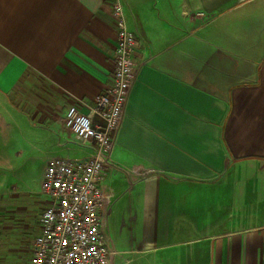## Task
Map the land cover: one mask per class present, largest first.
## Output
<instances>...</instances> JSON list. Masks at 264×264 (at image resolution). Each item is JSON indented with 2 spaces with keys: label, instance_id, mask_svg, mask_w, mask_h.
<instances>
[{
  "label": "crops",
  "instance_id": "obj_1",
  "mask_svg": "<svg viewBox=\"0 0 264 264\" xmlns=\"http://www.w3.org/2000/svg\"><path fill=\"white\" fill-rule=\"evenodd\" d=\"M115 1L138 48L104 182L112 264H264V0H0V264H28L55 158L18 190L12 149L92 153L61 120L108 85Z\"/></svg>",
  "mask_w": 264,
  "mask_h": 264
},
{
  "label": "built area",
  "instance_id": "obj_2",
  "mask_svg": "<svg viewBox=\"0 0 264 264\" xmlns=\"http://www.w3.org/2000/svg\"><path fill=\"white\" fill-rule=\"evenodd\" d=\"M111 15L117 36L108 85L87 113L71 105L61 120L73 141L90 145L92 153L81 159L47 162L41 194L49 202L38 217L39 230L28 264H112L116 254L105 232L111 195L105 194L104 182L135 80L138 41L127 29L118 1L111 4Z\"/></svg>",
  "mask_w": 264,
  "mask_h": 264
},
{
  "label": "rangeland",
  "instance_id": "obj_3",
  "mask_svg": "<svg viewBox=\"0 0 264 264\" xmlns=\"http://www.w3.org/2000/svg\"><path fill=\"white\" fill-rule=\"evenodd\" d=\"M76 146L71 144L68 148H50L48 144H37V147L20 148L14 147L9 153L13 160H15L17 173L21 175V178L16 181L18 190L24 189V187H30L32 184L38 183L41 170L45 165L47 158H74V148ZM43 180V178H42ZM24 186V187H23ZM34 198H21L17 204L20 206L17 211L12 213V225L17 228V234L22 235L30 231V218L34 210Z\"/></svg>",
  "mask_w": 264,
  "mask_h": 264
}]
</instances>
